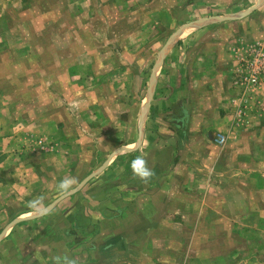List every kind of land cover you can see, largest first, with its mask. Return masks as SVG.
I'll use <instances>...</instances> for the list:
<instances>
[{
  "label": "rangeland",
  "instance_id": "rangeland-1",
  "mask_svg": "<svg viewBox=\"0 0 264 264\" xmlns=\"http://www.w3.org/2000/svg\"><path fill=\"white\" fill-rule=\"evenodd\" d=\"M204 4L201 0H0V129L17 131V124L25 132L17 140L12 136L2 140L0 134V162L10 163L23 154L54 153L58 170L70 177L75 174L78 180L69 195L56 189L54 200L43 203L38 215L31 210L16 217L0 216V244L4 243L0 264H114L102 247L115 243L118 233L129 243L140 237L138 232L157 228L156 224L148 227L154 221L131 214L147 209L160 213L177 208L193 217L158 221L169 230L181 224L187 230L176 241L169 235L150 237L153 250L134 254L135 258L131 253L128 264H244L243 257L264 249V224L244 217L242 206L233 209L231 205L224 221L229 249L225 246L224 252L208 256V252L189 250V231L196 223L194 205L188 201L165 206L147 203L162 196L158 187L163 184L164 164L160 160H168L174 170L177 167L173 183L183 171L185 184L193 183L191 170L197 171L200 161L190 154L167 155L161 148L165 141L176 143L182 134L165 125L166 117L176 114L170 113L169 106L173 92L164 93V87L176 84L174 67L184 63L182 54L176 56V51L183 50L182 41L176 39L224 19L210 16L223 14L226 4L202 8ZM241 4L245 6L242 15L257 12L253 15L263 25L264 39V0L254 6L252 0ZM191 6L201 7L204 17L188 24V18H199ZM182 21L188 25L182 28ZM234 88L238 95L235 106L231 105L233 116L226 121V130L214 125L217 141L213 142L224 143L226 133L227 144L234 133L264 127V86L263 94L261 89ZM175 111L178 116L183 113ZM255 114L262 120L256 122ZM242 146H249V141ZM141 155L155 173L145 188L131 169V161ZM260 161V157L226 156L227 195L233 199L240 194L232 181L264 178ZM78 166L80 172H75ZM187 195L195 197L191 192ZM6 211L15 209L0 203V214ZM206 211L216 215L207 205ZM212 222L218 220L204 221L206 226ZM245 246L248 250H243Z\"/></svg>",
  "mask_w": 264,
  "mask_h": 264
},
{
  "label": "crops",
  "instance_id": "crops-1",
  "mask_svg": "<svg viewBox=\"0 0 264 264\" xmlns=\"http://www.w3.org/2000/svg\"><path fill=\"white\" fill-rule=\"evenodd\" d=\"M201 1L206 6L226 4V10L223 11V14L210 16V18L223 17L224 19L207 23L204 27L200 26L196 32L187 34L185 38L177 37L176 39V41L181 40L183 43V50L181 53L176 51V56L182 54L180 61L184 63L179 64L177 62L174 67L175 81L179 83L176 82V84L165 85L166 87H164V93L173 92V100L170 101L169 106L173 109L170 113L176 114L172 117L168 115L165 125L167 128L169 127L171 130L174 129L182 134L175 140L176 143L172 144L170 141H165V148H161V150H166L167 155L175 154V152L177 157L190 154L191 156L200 157V161L196 162L197 171L191 170L194 174L193 183L185 184L183 180L185 173L183 171L177 172L178 182L173 183V176L176 175L177 167L174 170V167L169 166L168 160L166 162L160 160L159 162L164 164L161 175L164 185L161 184V187H158L163 190L162 196H155L147 203L151 202L152 204L165 206L168 204H184L188 201L187 203L194 205L197 209L194 214L196 223L189 231V250L195 254L208 252V256H216V254L225 251V246L226 249H229L228 246L231 245V240L228 241L226 237L224 222L229 217L231 205H233V209L242 206L244 217L252 216L264 224V212L262 211L264 205V198L262 197L264 194V178L244 177L236 182L232 181L240 194L237 195L236 193V197L232 199V196L226 193V187L229 183L227 179L229 175L226 176V156L260 157L261 161L258 164L262 165L264 163V127L261 126L262 128L259 131L234 133L227 144L226 133L225 142L220 144L216 142L215 132L212 129L215 124H220L226 130V121L233 116L231 105L235 106L234 101H236L238 95V90L231 83L236 66V57L245 44L262 39L261 27L263 25L256 20V15H253L257 13L255 11L248 16L242 15L245 6L241 3L244 1L246 3L247 0ZM233 2L240 3V5L230 8L229 6ZM252 2L254 6L258 0H252ZM205 4L202 8L206 7ZM200 10L201 7H198V9L193 6L190 7V11L198 15L199 18H188V24L195 23L204 17ZM187 12H189L188 8L186 16ZM187 23L183 24L182 21L181 27H186ZM176 24V27L179 28V23ZM260 93L263 94L262 88ZM261 102L264 104V97L261 98ZM180 109L183 113L178 116L180 113L175 110ZM261 118L257 117L254 120L258 122L262 120ZM259 124L263 125V123ZM55 125L57 127V124ZM16 129L17 131L9 132L3 127L0 129V134L4 135L1 136V139L12 136V139L17 140V137L25 133L21 127L18 128L17 124ZM60 135L63 140L66 138L63 133H60ZM49 138L52 139V137ZM214 139H216L215 142H213ZM248 141L249 146H242L243 143L245 144ZM252 141H255V146H253ZM258 141L260 142L258 143ZM0 150H2V144H0ZM47 153L18 155L16 160L10 162L11 164L7 160L0 162V203H7L9 209H15V212L6 211V214H0V216L6 215L9 218L14 217L16 214L21 215L23 212L31 211L32 209L28 207V204L36 198L43 197V203L54 200L58 182L65 177H70V174L65 175L64 171L61 173L56 167L54 161L58 154ZM62 157L64 158V154ZM8 160L10 161V159ZM256 171L260 175L263 169L259 167ZM75 172H80V166L76 168ZM141 185L143 187L144 182H141ZM190 192L195 194V197H188L187 194ZM64 198L65 195H63ZM9 204H13V206ZM206 205L216 211V215L207 212ZM182 211L174 208L171 211L162 210L160 213H155L147 209L141 212L140 215L131 213L133 216H138L137 219L154 221V223L148 224V227L156 224L154 227L157 228L144 229L141 233L138 232L137 236L140 237L130 240L129 243L126 239H122L124 236L121 233H118V240L114 239V241L117 240L115 243H111L108 248H105L107 246L102 248L107 251L106 255L112 257L114 264H122L123 257H128L125 260L127 261L125 264H128L132 255L135 258L137 255L134 254L153 250L152 240H150L152 236L167 237L169 235L175 237V241L178 240L177 237H181L183 231L187 230L182 227V224L169 230L157 222L167 219H187L189 215L191 218L193 217L192 213L188 214ZM212 218H216L218 222H212L210 226H206L204 221H212ZM170 231H173V234ZM127 234L128 232L125 236ZM226 240L229 244H226ZM262 241L264 243V240ZM177 246L178 248L182 247V245L175 244V248ZM0 247L3 248L4 243L0 244ZM215 248L221 249L217 253L206 251ZM242 248L248 250L246 246ZM124 252L126 254H123ZM258 253L256 256L243 257L245 258L244 262H247L244 264H264V249H260Z\"/></svg>",
  "mask_w": 264,
  "mask_h": 264
},
{
  "label": "built area",
  "instance_id": "built-area-1",
  "mask_svg": "<svg viewBox=\"0 0 264 264\" xmlns=\"http://www.w3.org/2000/svg\"><path fill=\"white\" fill-rule=\"evenodd\" d=\"M232 83L239 91H255L264 86V39L241 47L236 57Z\"/></svg>",
  "mask_w": 264,
  "mask_h": 264
},
{
  "label": "clouds",
  "instance_id": "clouds-1",
  "mask_svg": "<svg viewBox=\"0 0 264 264\" xmlns=\"http://www.w3.org/2000/svg\"><path fill=\"white\" fill-rule=\"evenodd\" d=\"M131 169L133 175L138 177L142 182H149L155 175L154 171L149 167L147 160L141 155L137 156L131 161ZM78 184V180L75 177H65L57 185L59 192L69 195L71 194ZM43 197L36 198L29 202L28 207L32 209L33 214H40L43 209ZM70 264H76L75 261Z\"/></svg>",
  "mask_w": 264,
  "mask_h": 264
}]
</instances>
